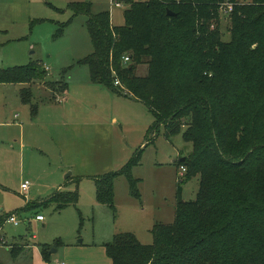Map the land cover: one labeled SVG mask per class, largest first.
<instances>
[{"label": "trees", "instance_id": "1", "mask_svg": "<svg viewBox=\"0 0 264 264\" xmlns=\"http://www.w3.org/2000/svg\"><path fill=\"white\" fill-rule=\"evenodd\" d=\"M122 1V27L108 12L94 14L91 2L69 4L73 17L88 18L94 48L80 63L92 82L146 104L154 128L165 126L168 138L183 132L193 152L176 163L186 168L184 182L199 177L200 188L194 201H184L179 185L175 222L156 225L152 245L119 234L106 246L108 257L112 264H264V0ZM223 16L230 19L228 42ZM142 65L145 77L136 74ZM48 75L32 63L1 69L0 84L28 85L20 97L32 104L31 86L45 81L53 102L68 84L46 81ZM38 112L32 105V116ZM139 160L96 179L100 203L113 205L114 180ZM62 201L76 204L79 194L58 191L49 200ZM42 253L50 262L49 250Z\"/></svg>", "mask_w": 264, "mask_h": 264}, {"label": "rangeland", "instance_id": "2", "mask_svg": "<svg viewBox=\"0 0 264 264\" xmlns=\"http://www.w3.org/2000/svg\"><path fill=\"white\" fill-rule=\"evenodd\" d=\"M70 2H91L94 14L108 12L115 26L125 25L128 7L122 0H0V70L32 63L48 69L46 81L68 84L58 97L63 101L50 105L65 106L70 121L80 117L91 125L82 140L55 152L52 129L33 123L32 116V105L40 110L51 102L46 82L31 86L32 104L20 97L28 85L0 84V264H48L43 247L52 263L112 264L106 246L115 236L130 233L152 245L154 227L175 222L179 185L184 201H194L199 192L200 178L184 182L175 163L193 152L183 132L168 138L165 126L154 128L156 118L146 104L92 82L89 67L80 63L94 51L88 18H74ZM221 31L230 41L225 16ZM136 74L145 77L148 66ZM139 156L130 175L114 180L113 205L100 203L96 179L121 172ZM61 189L78 193V203L49 202ZM10 215L20 224L8 223ZM38 215L44 222L36 221Z\"/></svg>", "mask_w": 264, "mask_h": 264}, {"label": "crops", "instance_id": "3", "mask_svg": "<svg viewBox=\"0 0 264 264\" xmlns=\"http://www.w3.org/2000/svg\"><path fill=\"white\" fill-rule=\"evenodd\" d=\"M70 3H73V2H70ZM113 26L115 25L113 24ZM58 97L59 95L56 97V99L53 102L51 101L48 105L46 104V108H42L39 110L37 116L33 117V123L38 124V123L44 122L43 126H46L47 129L48 128L52 129L53 132L50 131L52 132L50 136H52V138L54 139V144L57 146V147H54L53 150L56 152V149H57L59 152H62L63 148L66 149V146L68 147L70 146L71 143L77 142L78 140H82L84 138L86 130L91 129V125L87 124V122H85V120L81 119L80 117H73V119H71L72 121H70L69 117H66L64 113L65 106L62 107L61 110H59L58 108H56V106L50 105V104H60L63 101L64 98L62 100H59ZM59 114H62L61 118H58ZM58 121H62L59 123H63V125L68 128L66 130L59 129L58 127L61 125L58 123ZM86 126L90 128L87 129ZM44 133L45 135L48 134V132H44ZM55 138L57 141L55 140ZM67 177H70V176H67ZM60 191H63V190L61 189ZM21 192H23L22 188H21ZM52 262L53 261L51 259L50 262H48V264H52Z\"/></svg>", "mask_w": 264, "mask_h": 264}, {"label": "built area", "instance_id": "4", "mask_svg": "<svg viewBox=\"0 0 264 264\" xmlns=\"http://www.w3.org/2000/svg\"><path fill=\"white\" fill-rule=\"evenodd\" d=\"M116 4H117L118 7H121L122 6L121 3H119V2H116ZM225 10H226L225 13L230 14L233 11V6L231 4H227L226 7H225ZM129 60H130L129 57H125V62L126 63L129 62ZM47 71H49V70L47 69ZM119 84L120 83L118 81L115 82V85L116 86H118ZM185 173H186V168L185 167H181L180 168V175H181V177H184L185 176ZM21 187H22V191L24 193H26V192H28L30 190V183L29 182H25ZM36 220L38 222H43L44 221V218H43V216L38 215L36 217ZM6 221L8 223H12L14 225H19L20 224L19 220L17 219V217L15 215H12V216L8 217ZM52 264H65V263H59L58 262V263H52Z\"/></svg>", "mask_w": 264, "mask_h": 264}, {"label": "water", "instance_id": "5", "mask_svg": "<svg viewBox=\"0 0 264 264\" xmlns=\"http://www.w3.org/2000/svg\"><path fill=\"white\" fill-rule=\"evenodd\" d=\"M168 16H176V14L172 13L171 11H168ZM182 162L186 161V158H182ZM177 162V161H176ZM175 162V163H176ZM71 175V174H70Z\"/></svg>", "mask_w": 264, "mask_h": 264}]
</instances>
